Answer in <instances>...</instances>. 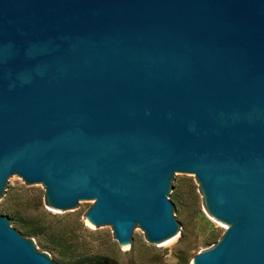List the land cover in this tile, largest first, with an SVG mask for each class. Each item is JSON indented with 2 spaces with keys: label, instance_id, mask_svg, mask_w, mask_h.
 Instances as JSON below:
<instances>
[{
  "label": "water",
  "instance_id": "95a60500",
  "mask_svg": "<svg viewBox=\"0 0 264 264\" xmlns=\"http://www.w3.org/2000/svg\"><path fill=\"white\" fill-rule=\"evenodd\" d=\"M157 248L198 180L227 229L194 264H264V0H0V194ZM0 264H54L0 216Z\"/></svg>",
  "mask_w": 264,
  "mask_h": 264
},
{
  "label": "rangeland",
  "instance_id": "374dc122",
  "mask_svg": "<svg viewBox=\"0 0 264 264\" xmlns=\"http://www.w3.org/2000/svg\"><path fill=\"white\" fill-rule=\"evenodd\" d=\"M175 190L181 195L171 200V204L182 211L177 220L187 228L174 244L162 248L153 245L144 230L137 232L139 246L119 245L114 229L100 232L88 222L87 215L94 204H86L78 213L62 215L52 206L45 186L27 183L20 177L10 197L0 194V210L5 208L11 217H4L14 219V230L54 264L98 258L111 264H194V258L217 245L230 226L211 214L198 180H177ZM22 222H37L43 234L37 237L24 234ZM214 233L217 239L210 241ZM51 234L64 239L66 250L62 254L59 249L44 248L45 238Z\"/></svg>",
  "mask_w": 264,
  "mask_h": 264
},
{
  "label": "trees",
  "instance_id": "16d2710c",
  "mask_svg": "<svg viewBox=\"0 0 264 264\" xmlns=\"http://www.w3.org/2000/svg\"><path fill=\"white\" fill-rule=\"evenodd\" d=\"M0 216L11 217V215L6 212L5 208H2L0 210ZM21 228H22V232H24V234H27L28 236L37 237L43 234V229L37 222H31V223L22 222ZM44 232H45V229H44ZM217 236L218 235L216 233L211 235L210 241L216 240ZM64 242H65L64 239L57 237L55 234H51V235L46 236L45 238L46 245L44 248H47L50 251H55L56 249H59L60 253L62 254L63 251L66 250V244ZM184 262L185 261L182 260V263ZM63 264H111V263L109 260L105 258H98V259H95L89 262L79 260V261H67V262H64Z\"/></svg>",
  "mask_w": 264,
  "mask_h": 264
},
{
  "label": "bare ground",
  "instance_id": "6f19581e",
  "mask_svg": "<svg viewBox=\"0 0 264 264\" xmlns=\"http://www.w3.org/2000/svg\"><path fill=\"white\" fill-rule=\"evenodd\" d=\"M88 219H89V218H88ZM88 222H89V223H92L90 219H89V221H88ZM92 224H93V223H92ZM121 245H124V243H122Z\"/></svg>",
  "mask_w": 264,
  "mask_h": 264
}]
</instances>
